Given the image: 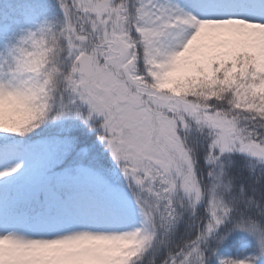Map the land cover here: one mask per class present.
I'll list each match as a JSON object with an SVG mask.
<instances>
[{"label":"rangeland","instance_id":"obj_1","mask_svg":"<svg viewBox=\"0 0 264 264\" xmlns=\"http://www.w3.org/2000/svg\"><path fill=\"white\" fill-rule=\"evenodd\" d=\"M180 1L0 0V264L156 260L183 219L202 211L192 248L166 264H205L208 254L225 260L211 242L231 214L262 222L255 173L264 163L240 157L249 143L264 147V123L175 83L232 63L264 94V0H207L196 30L174 17ZM85 10L113 19L94 45L70 32ZM53 44L55 56L37 65L63 75L65 91L45 114L43 79L30 69ZM85 51L89 82L77 72Z\"/></svg>","mask_w":264,"mask_h":264},{"label":"trees","instance_id":"obj_2","mask_svg":"<svg viewBox=\"0 0 264 264\" xmlns=\"http://www.w3.org/2000/svg\"><path fill=\"white\" fill-rule=\"evenodd\" d=\"M95 18V17H94ZM92 18V19H94ZM104 26L100 24L99 21H96L93 27H88L85 29L84 35L88 36L89 34L95 35L99 33L101 27ZM48 52L44 49L41 51L40 55L44 58L47 57ZM211 73L203 76H193L187 77L183 81H178L175 83L176 89L181 93H186L192 99H200L211 104L225 107H236L240 111L245 112L248 116L253 117L256 122L259 124L264 123V94L256 92L253 89H249L246 86L248 81L247 77L248 72L243 73L238 70H233L230 68V64H224L223 68L216 67L214 63L211 66ZM41 67H39V72L42 74ZM49 78L45 82L43 93L44 98L47 103L56 102L59 98V95L64 91V87L61 86L60 82L49 85ZM242 163L243 160L241 159ZM235 170V169H234ZM247 176V173L244 174ZM258 182H260V193L251 195V197H259L261 201L264 198V173L261 176H256ZM257 182V183H258ZM258 190V189H257ZM195 220L187 219L185 223L180 226V228L175 232V238L172 242V248L170 252H175L181 245L192 240L195 236V225H192ZM233 222H226L224 227L221 229V232L216 235L215 244L226 247L229 250L228 257L224 262L213 261L211 258H208L206 262L208 264H254L255 255L257 252L252 251L256 247V243L251 239V237L246 234L244 231L240 230L238 226H234ZM192 230V232H191ZM191 232V234H190ZM249 244V247L244 245ZM166 253L162 254L160 260H156L155 263H159L165 256ZM127 260L120 254H108L105 253L101 256L94 258H78L71 260L65 259L57 264H126ZM142 264H153L149 259L144 260Z\"/></svg>","mask_w":264,"mask_h":264},{"label":"bare ground","instance_id":"obj_3","mask_svg":"<svg viewBox=\"0 0 264 264\" xmlns=\"http://www.w3.org/2000/svg\"><path fill=\"white\" fill-rule=\"evenodd\" d=\"M207 0H198L197 4L194 0H181L176 5V17L177 22L181 27H186L189 30L199 29L201 26V17L206 13ZM192 8V9H191Z\"/></svg>","mask_w":264,"mask_h":264},{"label":"water","instance_id":"obj_4","mask_svg":"<svg viewBox=\"0 0 264 264\" xmlns=\"http://www.w3.org/2000/svg\"><path fill=\"white\" fill-rule=\"evenodd\" d=\"M79 68L78 72L85 75V77L90 78L91 75V68L92 64L90 61V57L88 54H83L79 58ZM245 155L250 158H257V159H264V150L260 145L256 143H251L245 150Z\"/></svg>","mask_w":264,"mask_h":264}]
</instances>
